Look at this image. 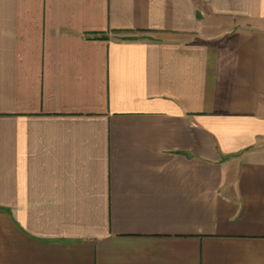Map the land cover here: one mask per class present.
I'll return each mask as SVG.
<instances>
[{
  "label": "crops",
  "instance_id": "0c3cea01",
  "mask_svg": "<svg viewBox=\"0 0 264 264\" xmlns=\"http://www.w3.org/2000/svg\"><path fill=\"white\" fill-rule=\"evenodd\" d=\"M0 264H264V0H0Z\"/></svg>",
  "mask_w": 264,
  "mask_h": 264
}]
</instances>
